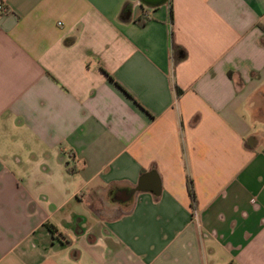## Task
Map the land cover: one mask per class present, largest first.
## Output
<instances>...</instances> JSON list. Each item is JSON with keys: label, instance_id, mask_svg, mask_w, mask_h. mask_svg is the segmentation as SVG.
Listing matches in <instances>:
<instances>
[{"label": "crops", "instance_id": "obj_1", "mask_svg": "<svg viewBox=\"0 0 264 264\" xmlns=\"http://www.w3.org/2000/svg\"><path fill=\"white\" fill-rule=\"evenodd\" d=\"M0 3V264H264V0Z\"/></svg>", "mask_w": 264, "mask_h": 264}, {"label": "trees", "instance_id": "obj_2", "mask_svg": "<svg viewBox=\"0 0 264 264\" xmlns=\"http://www.w3.org/2000/svg\"><path fill=\"white\" fill-rule=\"evenodd\" d=\"M170 18L172 20L171 0H170ZM172 49L173 50H177L178 47L176 45H172ZM187 189H188V194L190 196V199H191L192 203L194 204L195 203L194 191H193L191 179L189 177H188V180H187Z\"/></svg>", "mask_w": 264, "mask_h": 264}, {"label": "built area", "instance_id": "obj_3", "mask_svg": "<svg viewBox=\"0 0 264 264\" xmlns=\"http://www.w3.org/2000/svg\"><path fill=\"white\" fill-rule=\"evenodd\" d=\"M6 10H7L6 7L0 3V13L5 12Z\"/></svg>", "mask_w": 264, "mask_h": 264}, {"label": "water", "instance_id": "obj_4", "mask_svg": "<svg viewBox=\"0 0 264 264\" xmlns=\"http://www.w3.org/2000/svg\"><path fill=\"white\" fill-rule=\"evenodd\" d=\"M160 1V0H159ZM161 2H162V0H161Z\"/></svg>", "mask_w": 264, "mask_h": 264}]
</instances>
